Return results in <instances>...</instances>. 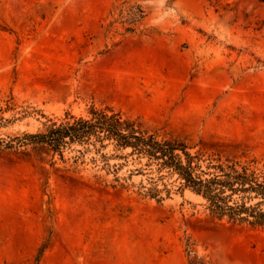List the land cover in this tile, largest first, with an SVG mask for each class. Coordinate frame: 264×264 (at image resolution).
<instances>
[{"label":"rangeland","instance_id":"374dc122","mask_svg":"<svg viewBox=\"0 0 264 264\" xmlns=\"http://www.w3.org/2000/svg\"><path fill=\"white\" fill-rule=\"evenodd\" d=\"M107 107L264 161V0H0V138ZM78 149L0 151V264H264V230L210 217L176 177L162 203L137 194L149 170L101 187Z\"/></svg>","mask_w":264,"mask_h":264},{"label":"trees","instance_id":"16d2710c","mask_svg":"<svg viewBox=\"0 0 264 264\" xmlns=\"http://www.w3.org/2000/svg\"><path fill=\"white\" fill-rule=\"evenodd\" d=\"M14 97L12 96L11 99ZM78 146L75 165H90V180L107 189H128L133 175L149 170L157 177L140 186L138 196L162 203L173 189L165 181L176 177V191H190L202 200L208 215L228 224L264 230V161L257 157L209 151L202 140H163L121 111L91 109L84 117L67 115L43 131L1 139L0 151L45 150L52 166L66 164L65 152ZM111 148V151L108 150ZM55 159V160H54ZM114 160L122 163L112 164ZM140 166V169H133ZM128 169L126 177L121 171ZM159 182H161V187ZM188 264H210L188 255Z\"/></svg>","mask_w":264,"mask_h":264}]
</instances>
